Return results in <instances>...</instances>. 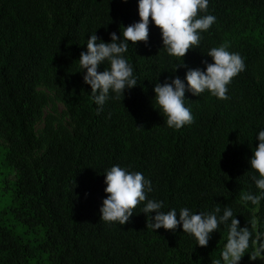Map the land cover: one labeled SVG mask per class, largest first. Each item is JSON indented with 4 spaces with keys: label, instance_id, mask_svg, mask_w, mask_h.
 Wrapping results in <instances>:
<instances>
[{
    "label": "trees",
    "instance_id": "1",
    "mask_svg": "<svg viewBox=\"0 0 264 264\" xmlns=\"http://www.w3.org/2000/svg\"><path fill=\"white\" fill-rule=\"evenodd\" d=\"M199 15L216 20L183 58L167 54L154 23L147 45L128 42L123 55L137 85L119 99L110 92L99 106L83 82L80 53L90 35L111 42L110 33L122 36L124 27L139 22L138 0H0V138L7 144L3 164L16 179L11 212L39 234L23 242L0 216V264H212L221 259L232 218L264 242V199L258 205L241 199L261 194L249 161L264 130V0H208L207 12ZM222 44L246 66L227 85L229 98L186 91L194 121L169 128L154 100L155 84L205 69L202 60L213 62L208 51ZM109 67L104 61L98 71ZM41 85L54 90L71 130L47 121L36 137L45 105L36 92ZM114 165L150 180L147 199L163 201L165 213L219 207L221 216L228 207L233 217L211 234L207 247L182 225L175 232L148 228L155 213L142 212L146 202L128 223H106L99 209L106 198L104 175ZM253 250L250 242L239 264H247Z\"/></svg>",
    "mask_w": 264,
    "mask_h": 264
},
{
    "label": "clouds",
    "instance_id": "2",
    "mask_svg": "<svg viewBox=\"0 0 264 264\" xmlns=\"http://www.w3.org/2000/svg\"><path fill=\"white\" fill-rule=\"evenodd\" d=\"M207 9L208 0H138L140 20L124 27L122 36L112 32L111 42H104L96 34L90 35L86 43L87 51L80 53L79 65L84 72L83 82L91 87L94 102L103 106L110 92L115 93L114 99H119L121 95L124 97L126 89L137 85L132 65L123 54L128 50V42L134 45L137 42L148 44L150 23L160 29L162 47L167 54L183 58L190 49L199 47L202 38L200 33L207 31L216 20L213 15H199L200 12L206 13ZM227 49L226 44L212 47L206 55L211 57L213 62L202 60L205 69H188L184 80L177 75L174 79H165L163 83L155 84L154 100L167 117L169 128L180 129L194 121L191 110L184 104L186 91L199 96L207 90L219 99L229 98L227 85L244 71L246 66L238 53L229 52ZM104 61H108L110 67L98 71ZM256 139L259 143L252 151L249 163L251 169L259 174V178L253 176L252 179L261 194L241 195L242 201H250L253 205H258L261 199H264V130L258 132ZM104 183L106 198L103 199L99 212L100 219L106 223H128L134 214L133 210L141 202H146L142 212L146 216L155 213V216L150 215L148 228H164L175 232L177 227L182 225L183 232L194 236L197 245L207 247L211 234L221 223H227L233 217V212L228 207H225L221 216H217L221 211L219 207L212 213L193 214L188 208H181L179 213L173 208L165 213L161 211L163 201L147 199V193L153 191L151 181L145 179L142 173L130 172L119 165L106 170ZM251 224L254 228L256 221L252 220ZM252 235L249 227L241 228L239 220L232 218L221 259L214 260L212 264H239L249 249L250 242L254 250L249 254V259L264 260V242H260L259 236L253 240Z\"/></svg>",
    "mask_w": 264,
    "mask_h": 264
},
{
    "label": "rangeland",
    "instance_id": "3",
    "mask_svg": "<svg viewBox=\"0 0 264 264\" xmlns=\"http://www.w3.org/2000/svg\"><path fill=\"white\" fill-rule=\"evenodd\" d=\"M36 92L43 96L45 105L42 108L41 117L35 125V135L41 138L47 121H52L53 127L63 126L71 130L69 115L64 105L58 100L54 90L41 85L36 88ZM6 142L0 138V216L3 218L5 226L15 236L23 242H33L38 233L30 232L27 228L17 222L12 215V192L15 187V174L13 170L3 164L2 147H6ZM247 264H264V260L257 258L255 261L250 260Z\"/></svg>",
    "mask_w": 264,
    "mask_h": 264
}]
</instances>
